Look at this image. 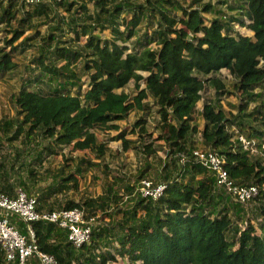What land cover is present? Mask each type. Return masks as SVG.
I'll return each mask as SVG.
<instances>
[{"label": "trees", "instance_id": "trees-1", "mask_svg": "<svg viewBox=\"0 0 264 264\" xmlns=\"http://www.w3.org/2000/svg\"><path fill=\"white\" fill-rule=\"evenodd\" d=\"M92 1L89 11L87 0H41L17 17L16 4L24 6L23 2L0 0V19L12 32L0 41V78L16 70L14 50L32 44L35 35L14 42L34 26L33 18L48 17L53 6L70 10L77 4L74 12L80 11L67 20L60 15L54 25L60 28L63 22L67 30H74L68 43L54 32L41 37L40 52L32 59L34 71L39 72L26 78L13 94L16 115L1 118L0 129L7 141H35L40 148L33 145L32 162L39 165L70 144L102 159L109 149L108 139H99L96 129H119L117 122L134 109L144 110V98L150 95L161 118L159 126L165 130L160 136L168 146L162 168L165 187L156 198L138 192L131 206L121 205L118 199L122 195L110 188L96 197L49 205L54 194L77 189V175L96 165L86 155L65 157L57 175L37 194V208L79 206L87 215L96 216L97 223L89 242L76 247L68 239L67 228L34 220L38 248L52 253L56 264H107L117 255L131 264H264V160L243 148L230 130L235 126L248 137H264V0H223L226 9L203 0ZM124 12L130 15L126 21ZM204 12L212 16L207 19ZM143 19L150 28L132 40ZM237 24L251 34L235 30ZM107 28L110 36L102 35ZM81 35L86 36L83 42L79 41ZM222 68L237 77L235 86L245 101L232 116L220 104L203 101L204 124L199 129L193 118L203 83L207 81L219 95L224 93L222 79L210 75ZM130 80L137 89L132 96L124 89ZM142 81L145 88H141ZM251 101L257 103L247 111ZM145 122L138 118L129 132H135L137 126L136 132L143 138ZM126 133L122 129L110 137L120 138L124 150L134 142ZM197 133L202 147L224 156V165L237 183L257 185L253 198L257 203L251 205L250 215L249 203L233 200L194 159ZM142 144L145 153L152 152L150 144ZM179 152L186 154L184 163L179 161ZM149 168L147 163L139 177L146 176ZM20 184L28 191L25 182ZM13 188L0 173V190L11 194ZM124 188L131 194L135 186L126 184ZM251 219H258V225ZM11 220L25 230L21 221ZM27 263L37 264L36 257L31 256ZM0 264H15L6 261L1 247Z\"/></svg>", "mask_w": 264, "mask_h": 264}, {"label": "rangeland", "instance_id": "rangeland-1", "mask_svg": "<svg viewBox=\"0 0 264 264\" xmlns=\"http://www.w3.org/2000/svg\"><path fill=\"white\" fill-rule=\"evenodd\" d=\"M143 1V0H136ZM184 3H188L189 0H181ZM204 2L210 1L213 5L218 8L226 9L225 5L221 3L223 0H203ZM18 2V1H17ZM18 6L19 10L16 13L17 17H20L23 10L28 9L27 6ZM77 4H73L70 10H65L53 6L50 15L48 17L42 16L39 18H33L35 22L34 26L25 30L24 33L14 42L17 43L24 39L25 37L34 36L32 39V44L30 45H20L14 52L13 57L17 62L16 70L3 75L0 78V119L1 118H11L16 115V105L14 102L13 94H15L18 89L24 84L26 78H33V73L39 72V70L34 71L35 64L32 59L35 54L39 53V47L41 46V37L47 35L49 32H54V34L62 40H67L74 36V30H67V25L60 22V28H54V25L58 22L60 15H65V19H70L72 13L79 14L80 11L74 12V8H77ZM86 7L89 11H92L93 1L87 0ZM204 16L209 19L212 15L210 13L204 12ZM124 21L128 20L130 15L124 12ZM249 20L246 18V21ZM146 19H143L137 27V35L132 38L136 40L139 35L146 28H150L149 24L146 23ZM15 25L16 19L12 21ZM123 28V25L120 26ZM8 25L5 26V20L0 19V41L7 35L9 37L12 32L10 31ZM60 30H63L62 32ZM235 30L243 34H251V31L245 26L236 25ZM110 30L107 28L102 32V35L110 36ZM56 38V37H55ZM86 36L81 35L79 41H85ZM127 45L130 41L125 42ZM154 46L155 44H151ZM210 75L218 76L222 79L225 84L224 93L217 94V91L213 86H211L207 81L203 83L202 98L197 101L196 110L194 112L193 122L196 123L199 129L202 128L204 124V117L201 113L203 101L216 102L220 104L224 109L227 116H232L238 112L237 106L239 103L244 102L245 98L240 89L235 86L237 77L229 72L228 69L222 68L220 71L215 73H210ZM84 75V79H87ZM36 85V83H33ZM85 87V85H84ZM141 88H145V82L142 81ZM126 91H129L131 96L136 94L137 89L134 87L133 80H130L128 84L124 87ZM257 91V90H256ZM146 107L144 110L134 109L129 115L122 120H119V129H106L97 128L96 132L98 138L101 140H107L109 149L105 153L102 159H98L94 154L88 150H78L73 149L72 145L63 146L59 150V153L48 156L42 162L41 165L33 163V156L36 154V142L25 143L23 140L18 139L14 141H7L6 135L3 130L0 129V173L7 176L8 180L16 186H22L20 181H23L27 185L28 193L38 194L45 186L52 181V179L57 175L59 168L66 162L65 157H77L81 155H86L96 162V165L91 167L88 171H84L77 175V189L67 190L61 193L54 194L48 201L49 205L59 204L62 205L66 200L72 199L78 201L84 199L85 197H96L100 194H106L108 189H112L114 192L122 195L119 197L118 201L123 206L133 205V198L135 195L141 191V185L143 180H151L153 184L162 181V168L165 160L168 159L167 151L168 146L161 133L165 130L161 129L159 126L160 115L157 112V105L154 104L152 97L148 95L144 98ZM254 101H251L247 106V111H250L254 107ZM145 119L146 134L139 137L136 132L138 127H135V132H129L134 123L138 118ZM235 126H230V130H233ZM122 129L126 130V137L133 139V145L131 148L124 150L122 147V140L120 138L110 139L117 135ZM13 130H9L8 134H12ZM143 133V132H140ZM236 133V131H235ZM7 134V135H8ZM194 138L196 139L197 147H202L203 143L201 141V136L197 133ZM144 140V141H143ZM43 142L46 143L45 140ZM148 143L152 147V152L145 153L143 150V144ZM33 145L36 149H32ZM40 148V147H39ZM70 163V160H68ZM149 163L150 168L147 170L146 176L139 177L140 171L145 165ZM67 170H65V173ZM63 173V174H65ZM66 180V179H65ZM126 184L134 185L135 188L131 194L125 192L124 186ZM23 187V186H22ZM24 189V187H23ZM135 199V198H134ZM257 203L255 200H251L247 206V214H251V205ZM115 203H111L113 206ZM60 206H55L59 208ZM101 212H98V219L101 220ZM97 219V217H96ZM103 221H107L105 218ZM258 219H251V223L258 225ZM245 224V222H244ZM256 231L259 232V227H256ZM107 264H131L127 261L126 257L117 255L116 260H112Z\"/></svg>", "mask_w": 264, "mask_h": 264}, {"label": "built area", "instance_id": "built-area-1", "mask_svg": "<svg viewBox=\"0 0 264 264\" xmlns=\"http://www.w3.org/2000/svg\"><path fill=\"white\" fill-rule=\"evenodd\" d=\"M15 1L31 6L41 0ZM44 1L52 2L54 0ZM233 131H236L234 137L242 143L243 148L251 154L259 155L264 160V137H248L239 132L236 127ZM192 155L214 177L215 185L228 193L233 200L248 204L258 193L256 184L242 185L230 176L224 165V156L215 149L196 147L192 150ZM185 160L186 154L179 152L180 163H184ZM141 186L140 194L156 198L162 193L165 183L160 181L154 185L151 180H143ZM11 217L21 221L25 230H20ZM38 219L55 222L60 227L67 228L68 239L77 247L89 242L92 227L97 223L96 216L87 215L84 208L79 206L52 210L39 209L37 208L36 194L28 193L22 186L14 187L11 194L0 190V247L6 261H15V264H28V259L35 256L37 264H56L55 256L52 253L38 248L32 225L33 221Z\"/></svg>", "mask_w": 264, "mask_h": 264}, {"label": "clouds", "instance_id": "clouds-1", "mask_svg": "<svg viewBox=\"0 0 264 264\" xmlns=\"http://www.w3.org/2000/svg\"><path fill=\"white\" fill-rule=\"evenodd\" d=\"M37 196V195H36ZM77 247V246H76Z\"/></svg>", "mask_w": 264, "mask_h": 264}]
</instances>
